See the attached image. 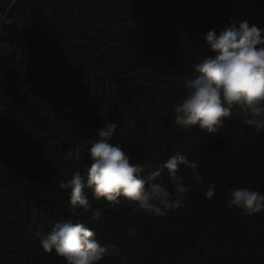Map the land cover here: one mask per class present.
<instances>
[{"label": "trees", "instance_id": "obj_1", "mask_svg": "<svg viewBox=\"0 0 264 264\" xmlns=\"http://www.w3.org/2000/svg\"><path fill=\"white\" fill-rule=\"evenodd\" d=\"M230 17L264 28V0H19L0 32V264H65L39 245L60 220L95 230L114 252L100 264L121 254L130 264H264V212L227 205L229 189L264 193V132L236 109L212 134L176 126L171 111L191 65L212 54L204 34ZM106 120L117 124L110 142L145 165V179L176 153L199 162L186 211L148 216L136 202L89 193L101 218L71 214L60 182L87 176ZM158 179L167 183V172Z\"/></svg>", "mask_w": 264, "mask_h": 264}, {"label": "clouds", "instance_id": "obj_2", "mask_svg": "<svg viewBox=\"0 0 264 264\" xmlns=\"http://www.w3.org/2000/svg\"><path fill=\"white\" fill-rule=\"evenodd\" d=\"M7 16L8 9L0 11V25L7 23ZM203 39L212 54L191 65L195 77L186 82L183 94L171 104L174 124L182 129L217 133L236 109L242 125L255 134L264 132V28L230 17L227 27L219 32L212 28ZM116 128V123L106 120L97 129L88 151L91 163L86 177L75 171L71 178L60 182L59 186L67 190L71 214L82 210L96 220L101 218L102 211L93 208L89 193L95 200L103 198L112 205L121 197L136 202L137 209L148 216L167 217L178 210L186 211L191 182L200 184L203 180L199 162L176 153L148 172L145 179V165L133 163L121 145L110 142ZM245 134L242 129L240 135ZM181 166L191 172L188 183ZM165 171L167 183L158 179ZM205 187V198L213 199L215 182H207ZM227 205L246 216L259 214L264 212V193L253 187L229 189ZM137 234L132 231L133 236ZM39 245L47 253L54 251L65 264H100L114 255L97 238L95 230L71 220L55 222L50 232L40 234ZM119 264L130 261L121 254Z\"/></svg>", "mask_w": 264, "mask_h": 264}, {"label": "built area", "instance_id": "obj_3", "mask_svg": "<svg viewBox=\"0 0 264 264\" xmlns=\"http://www.w3.org/2000/svg\"><path fill=\"white\" fill-rule=\"evenodd\" d=\"M5 3H6V7L4 9H8V13L10 12V10L13 7L19 6V0H0V6H2ZM9 5H10V7H9ZM9 23H11V21H10V19L7 18V23H5V24H9ZM5 24L0 25V32L2 31V28Z\"/></svg>", "mask_w": 264, "mask_h": 264}]
</instances>
